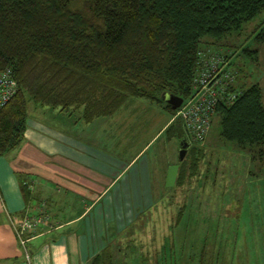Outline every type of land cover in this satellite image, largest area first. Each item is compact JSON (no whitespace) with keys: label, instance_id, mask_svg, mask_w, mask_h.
Wrapping results in <instances>:
<instances>
[{"label":"trees","instance_id":"1","mask_svg":"<svg viewBox=\"0 0 264 264\" xmlns=\"http://www.w3.org/2000/svg\"><path fill=\"white\" fill-rule=\"evenodd\" d=\"M262 10L264 0H0V72L10 68L17 83L0 110V155L24 140L27 100L81 108L85 122L112 115L130 97L163 102L175 114L162 94L191 96L200 44L239 30ZM253 41L264 44V20ZM234 86L240 94L215 109L221 137L246 149L264 145L259 85L242 88L236 78ZM166 132L185 138L186 152L200 150L195 143L203 141H191L179 118Z\"/></svg>","mask_w":264,"mask_h":264},{"label":"rangeland","instance_id":"2","mask_svg":"<svg viewBox=\"0 0 264 264\" xmlns=\"http://www.w3.org/2000/svg\"><path fill=\"white\" fill-rule=\"evenodd\" d=\"M263 20L264 10L239 30L201 43L200 49L228 56L239 86L258 84L264 105V44L253 41ZM31 105L36 104L27 100ZM79 112L81 108L72 112V118ZM126 114L132 117H124L121 127L133 126L131 134L141 140V148L148 142L144 154L152 168L151 193L142 192L145 205L135 210L133 221L125 218L124 227L113 232L106 249L93 257L101 255L96 264H264V145L246 149L227 141L220 135V117L214 115L203 142L195 143L198 153L188 148L180 160L181 137L168 138L166 132L178 118L163 102L130 97L113 119L120 124ZM172 164H179L177 178L166 187Z\"/></svg>","mask_w":264,"mask_h":264},{"label":"crops","instance_id":"3","mask_svg":"<svg viewBox=\"0 0 264 264\" xmlns=\"http://www.w3.org/2000/svg\"><path fill=\"white\" fill-rule=\"evenodd\" d=\"M72 112L29 106L24 140L0 155V264H91L151 193L148 142L141 148L133 126L121 127L132 114L119 124L114 113L85 122ZM41 213L23 246L13 225Z\"/></svg>","mask_w":264,"mask_h":264},{"label":"built area","instance_id":"4","mask_svg":"<svg viewBox=\"0 0 264 264\" xmlns=\"http://www.w3.org/2000/svg\"><path fill=\"white\" fill-rule=\"evenodd\" d=\"M199 62L193 78L191 96L182 101L175 116L185 127L191 141H203L220 101L230 102L240 94L234 86L237 73L229 68L228 56L198 51ZM17 91L10 68L0 72V110ZM44 213L26 216L13 225L20 243L25 246L26 234L34 231L47 219Z\"/></svg>","mask_w":264,"mask_h":264},{"label":"water","instance_id":"5","mask_svg":"<svg viewBox=\"0 0 264 264\" xmlns=\"http://www.w3.org/2000/svg\"><path fill=\"white\" fill-rule=\"evenodd\" d=\"M162 98L171 105L173 109H176L182 103V97L175 95V94H162ZM188 141L183 138L180 142V149H179V159L182 160L186 154V148L188 147ZM179 169V164H172L169 165L166 171L165 176V186L172 187L175 184L177 173Z\"/></svg>","mask_w":264,"mask_h":264}]
</instances>
